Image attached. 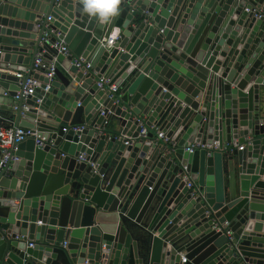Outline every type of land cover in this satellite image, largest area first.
Masks as SVG:
<instances>
[{
	"label": "water",
	"instance_id": "water-1",
	"mask_svg": "<svg viewBox=\"0 0 264 264\" xmlns=\"http://www.w3.org/2000/svg\"><path fill=\"white\" fill-rule=\"evenodd\" d=\"M255 8L264 14V0H120L102 23L82 0H0V69L27 72L44 23L71 52L43 47L70 63L68 76L59 67L52 82L35 76L24 118L14 110L19 79L0 72V107L44 144L26 139L19 160L0 167V264H182L181 253L185 264H264L245 254L264 257V16ZM152 125L171 143L151 131L125 144ZM196 144L218 148L189 153Z\"/></svg>",
	"mask_w": 264,
	"mask_h": 264
},
{
	"label": "built area",
	"instance_id": "built-area-1",
	"mask_svg": "<svg viewBox=\"0 0 264 264\" xmlns=\"http://www.w3.org/2000/svg\"><path fill=\"white\" fill-rule=\"evenodd\" d=\"M50 1L58 2V0H50ZM246 11L250 12L249 9H246ZM253 12L257 18L264 16L263 12L258 8H255ZM47 20L49 21L50 17ZM43 26H44L43 35L39 42V48L34 56V60L31 66L28 68L27 72L25 73H20V72L15 73L16 77L19 79V87H20L19 91H17L16 93L15 99L16 101H19V103H22V105L21 107L15 106L14 110L16 112L20 110L21 118H24L25 113L28 110L26 101L28 100L29 97H31L35 93V89L39 83L38 79L35 76L41 75L47 78L50 82H52L56 77V73L59 67L57 54H63L66 57L71 55V52L65 43L59 41L51 42L53 30L51 29L50 24L44 23ZM108 41L109 39H104V42L106 44L105 46L108 48H111L116 43V41H114L113 43H111V46H109ZM46 44H49L50 48L54 50L57 54L53 55L48 53L43 48ZM47 55L49 56L48 59L46 57ZM83 64L86 65L88 69H90V65L85 64L83 61L77 63V67H82ZM97 84L101 90H106V87L109 85V81L104 78H101L97 82ZM47 89H50V85H47ZM110 90L112 93L111 98H114V96L119 92V89L114 84L111 85ZM72 129L75 132H78L81 131L83 127L77 126V127H73ZM152 129L153 130L155 129L154 131H156V140L158 141L163 140L165 144L171 143V141L166 137V135L163 132L159 130L158 127L152 126ZM64 131L67 130L64 129ZM150 132H151V128L143 126L139 135L134 139H129V141L126 142L125 144L126 145L129 144V142L132 143L143 142L144 140L147 139V136ZM34 137L36 138L37 143H39L40 146L44 145L42 142H40V140L37 139V132H35L34 130L31 129L25 130L15 124H12L11 126H4L0 121L1 170L3 169L9 170L8 168L9 163L19 160V158L16 156V152L19 144L24 142L28 138H34ZM201 148L213 149L218 147L217 146L206 147V146H202L201 144H196V145H191L189 148H187V151L189 153H193L195 150ZM238 148L240 150H243L244 146H239ZM80 160H82L81 157ZM186 181L188 188L192 190L194 183L189 178H186ZM194 194L195 192L191 191V195L193 196ZM33 246H34L33 244H30V247ZM186 262H187L186 257L182 258L181 263L185 264Z\"/></svg>",
	"mask_w": 264,
	"mask_h": 264
},
{
	"label": "clouds",
	"instance_id": "clouds-1",
	"mask_svg": "<svg viewBox=\"0 0 264 264\" xmlns=\"http://www.w3.org/2000/svg\"><path fill=\"white\" fill-rule=\"evenodd\" d=\"M82 5L85 13L105 23L118 14L120 0H82ZM120 31L119 28H116L111 32L108 41L109 46L118 39Z\"/></svg>",
	"mask_w": 264,
	"mask_h": 264
},
{
	"label": "crops",
	"instance_id": "crops-1",
	"mask_svg": "<svg viewBox=\"0 0 264 264\" xmlns=\"http://www.w3.org/2000/svg\"><path fill=\"white\" fill-rule=\"evenodd\" d=\"M69 65H70V63L67 61V60H65V61H63V63H61V64H59V70H60V74H61V76H63V77H66V76H68V67H69ZM0 72L1 73H6V74H11V75H15V72H12V71H9V70H2V69H0ZM61 78V77H60ZM60 78H58V80L59 81H61V79ZM120 95V90H119V92H118V94H116L114 97L116 98L115 99V103H118V96ZM120 97V96H119ZM3 120V122H2V125H4V126H11L12 124H15L14 123V119L12 118V115H11V113L10 112H8L7 110H5L2 106L0 107V120ZM112 120V119H111ZM117 119H114V121H116ZM144 122H148V119L146 118V117H144L143 119H142ZM152 126H155V125H152ZM152 126L150 127L151 128V131L153 132V134L156 136V131H154L153 129H152ZM157 127V126H156ZM159 128V127H158ZM109 129H117V130H120V128H119V126H118V124H113L112 125V123L111 124H109ZM125 138V137H124ZM155 143H157V142H161V143H164V141L163 140H156V139H154L153 140ZM240 146H242V145H240ZM243 146H246L245 144L243 145ZM143 234V235H146L144 232H142L141 230L139 231V235L140 234ZM141 234V235H142ZM145 245H144V243L142 244L141 243V247H144ZM246 255H248V256H251V257H253V258H258L259 260H261V259H264V257L262 256V255H257V254H247V253H245ZM179 257H180V260L182 261V258H184V257H186V255H185V253H181L180 255H179ZM57 262V261H56ZM54 262V264H63V261L61 260V263L60 262ZM36 264H41L40 262H37L36 261ZM85 264H87V262L85 263Z\"/></svg>",
	"mask_w": 264,
	"mask_h": 264
}]
</instances>
